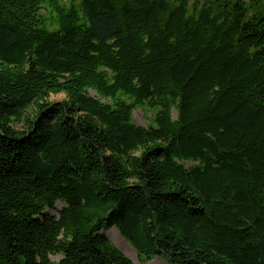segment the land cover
I'll use <instances>...</instances> for the list:
<instances>
[{
	"label": "trees",
	"instance_id": "16d2710c",
	"mask_svg": "<svg viewBox=\"0 0 264 264\" xmlns=\"http://www.w3.org/2000/svg\"><path fill=\"white\" fill-rule=\"evenodd\" d=\"M111 228L264 264V0H0V264H133Z\"/></svg>",
	"mask_w": 264,
	"mask_h": 264
},
{
	"label": "rangeland",
	"instance_id": "374dc122",
	"mask_svg": "<svg viewBox=\"0 0 264 264\" xmlns=\"http://www.w3.org/2000/svg\"><path fill=\"white\" fill-rule=\"evenodd\" d=\"M90 95L93 97L97 96L93 93L90 92ZM64 99L63 95H52L49 98V102H60ZM98 99V98H97ZM101 102H105L104 100H100ZM33 110L34 108H31L30 110H28V112L26 113V115L31 118L33 115ZM155 111L154 110H150L147 107H141L136 109L133 114H132V122L134 125L136 126H140V127H147L148 125H150L153 121V117H154ZM14 128L16 130H22V125L21 124H16L14 126ZM192 166L191 163H187L186 167H190ZM63 206L60 204L56 205L57 210H60ZM54 214V213H52ZM105 235L107 236V238L111 241V243L117 248L119 249L133 264H167V262L162 259V258H153L149 261H144L142 259H140L135 251L129 246V244L127 242H125L117 233V231L114 228H111L110 230H108ZM60 259V256H51L50 260L54 263H57Z\"/></svg>",
	"mask_w": 264,
	"mask_h": 264
},
{
	"label": "bare ground",
	"instance_id": "6f19581e",
	"mask_svg": "<svg viewBox=\"0 0 264 264\" xmlns=\"http://www.w3.org/2000/svg\"><path fill=\"white\" fill-rule=\"evenodd\" d=\"M110 240H112V239H110ZM113 241V240H112Z\"/></svg>",
	"mask_w": 264,
	"mask_h": 264
}]
</instances>
